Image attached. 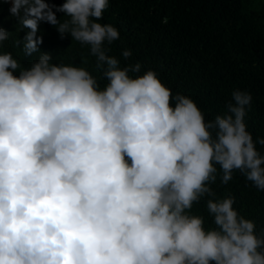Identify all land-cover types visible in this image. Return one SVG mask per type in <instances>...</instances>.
<instances>
[{
	"label": "clouds",
	"instance_id": "obj_1",
	"mask_svg": "<svg viewBox=\"0 0 264 264\" xmlns=\"http://www.w3.org/2000/svg\"><path fill=\"white\" fill-rule=\"evenodd\" d=\"M5 2L29 30L14 43L39 55L25 68L0 53V264H264V232L209 187L219 165L221 183L238 170L264 190V138L254 142L243 119L251 94L233 91L205 122L153 71L132 78L139 63L121 68L107 54L119 39L98 22L108 0H65L63 21L45 0ZM39 22L89 46L103 89L40 52ZM11 34L0 28V42ZM205 195L207 230L190 214Z\"/></svg>",
	"mask_w": 264,
	"mask_h": 264
},
{
	"label": "trees",
	"instance_id": "obj_2",
	"mask_svg": "<svg viewBox=\"0 0 264 264\" xmlns=\"http://www.w3.org/2000/svg\"><path fill=\"white\" fill-rule=\"evenodd\" d=\"M45 2L54 6L58 20L67 18L56 12L65 0ZM98 22L117 29L119 39L105 47L110 49L108 55L120 60L121 68L139 63V73L129 72L132 78L153 71L173 98L176 94L190 98L205 122L222 114L233 91L250 93L243 118L246 130L254 142L264 138V0H108ZM0 26L12 33L0 42V53H11L23 67H30L39 54L24 56L22 45L14 43L29 30L19 31L18 18L8 16L5 0H0ZM37 36L42 38L40 52L49 53L53 64L83 67L103 89L107 81L96 68L89 46L68 34L61 38L47 22H39ZM125 49L132 53L128 59L121 55ZM255 147L264 155V145L256 143ZM215 166L217 178L209 187L216 197H234L238 215L254 223L255 233L264 232V190L238 170L223 184L219 165ZM209 198L201 197L190 210L203 218L206 230L215 227L206 208Z\"/></svg>",
	"mask_w": 264,
	"mask_h": 264
}]
</instances>
